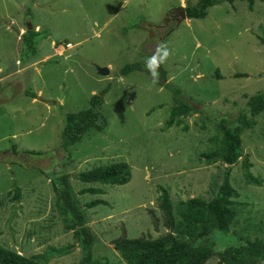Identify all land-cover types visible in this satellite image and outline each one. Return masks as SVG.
<instances>
[{
    "label": "rangeland",
    "instance_id": "1",
    "mask_svg": "<svg viewBox=\"0 0 264 264\" xmlns=\"http://www.w3.org/2000/svg\"><path fill=\"white\" fill-rule=\"evenodd\" d=\"M197 1L0 0V246L46 264H80L81 249L55 209L48 172L74 174L118 160L129 164L131 179L123 185L69 178L95 234V254L110 264H126L113 245L124 230L128 237L146 238L169 231L158 205L160 186L168 189L177 217L181 200L215 195L228 165L209 164L200 154L218 148L220 120L247 109L248 98L264 89V0H254L252 9L245 0L223 1L204 18L166 21L170 9ZM132 22L140 27L131 28ZM29 24L48 37L39 42L37 57L22 64L20 35ZM160 41L172 51L161 65L166 81L199 103L198 111L167 129L171 92L142 72L118 73L127 62L145 60ZM107 85L101 93L106 127L55 151L65 114L86 108ZM27 88L39 98L24 95ZM242 149L260 184L244 180L241 159L229 166L238 213L228 235L214 231L215 254L205 264H215L239 235L264 240V112L243 133ZM87 186L104 193L80 194ZM95 198L107 205L88 208Z\"/></svg>",
    "mask_w": 264,
    "mask_h": 264
},
{
    "label": "trees",
    "instance_id": "2",
    "mask_svg": "<svg viewBox=\"0 0 264 264\" xmlns=\"http://www.w3.org/2000/svg\"><path fill=\"white\" fill-rule=\"evenodd\" d=\"M234 0H198L189 3L185 10L190 18H204L207 9L215 4ZM247 1L249 9L253 8L254 0ZM26 15H28L26 13ZM131 28H139V24L132 22ZM264 32V31H263ZM48 37L46 30L26 29L20 35L22 52L20 63L25 64L37 57L39 42ZM264 44V38H261ZM144 59L125 63L120 69V75H128L132 72H142L150 75L144 64ZM242 76L247 77L246 73ZM166 70L160 67L159 85L168 89L173 101L169 106V114L163 129L174 124H179V118L192 111H198L199 104L192 98L183 95L180 87L166 81ZM110 85L101 92L95 93L89 99L86 108L67 112L61 133V140L55 151L66 150L69 146L79 142L91 129L103 130L107 125V117L103 113V95ZM24 95L37 99L39 95L28 88ZM48 101V100H46ZM264 112V89L256 92L248 98L247 109H240L231 118H222L219 122L222 128L220 137H214L218 142V148L203 151L200 158L207 163L222 161L228 168L222 175V181L217 192L210 200L200 197H190L181 200L174 213V205L166 187L160 186L158 205L162 212L165 226L169 231L157 238L128 237L124 233L113 240L116 251L126 264H205L215 254L216 238L214 231L226 236L230 231V224L237 216L236 201L238 192L230 182V165L241 159L244 180L249 184H260V180L250 171L252 166L242 149L243 133L254 127L256 117ZM15 152L16 146L12 145ZM33 152V151H28ZM40 153V152H36ZM52 188L55 194V209L61 216L64 228L72 231L73 238L81 249L80 264H110L104 256L95 254L96 237L88 224L85 212L72 191L69 178L74 176L84 183H101L110 185H123L131 179V169L126 161L118 160L92 166L74 174H57L48 172ZM15 197H20V188L15 186ZM80 194H103L102 188L87 186L79 190ZM97 205H107V201L95 198L86 203L88 208ZM156 222L155 218H153ZM67 247L62 251L65 252ZM264 261V240L260 237L250 238L248 234L239 235L238 243L229 245L218 254L215 264H260ZM0 264H46L37 256H25L8 248L0 246Z\"/></svg>",
    "mask_w": 264,
    "mask_h": 264
},
{
    "label": "clouds",
    "instance_id": "3",
    "mask_svg": "<svg viewBox=\"0 0 264 264\" xmlns=\"http://www.w3.org/2000/svg\"><path fill=\"white\" fill-rule=\"evenodd\" d=\"M172 51L166 41H160L156 44L155 50L152 54L146 57L144 64L147 68L153 83H157L160 77V67L169 60Z\"/></svg>",
    "mask_w": 264,
    "mask_h": 264
},
{
    "label": "water",
    "instance_id": "4",
    "mask_svg": "<svg viewBox=\"0 0 264 264\" xmlns=\"http://www.w3.org/2000/svg\"><path fill=\"white\" fill-rule=\"evenodd\" d=\"M173 9L175 10V13L179 15V18L177 19L178 23L187 17L186 10H185V7L183 5L175 6ZM27 27H28V29H31L30 24ZM98 72L101 74H106V73H108V68L107 67H98ZM189 198L190 197H188L187 199H189Z\"/></svg>",
    "mask_w": 264,
    "mask_h": 264
},
{
    "label": "flooded vegetation",
    "instance_id": "5",
    "mask_svg": "<svg viewBox=\"0 0 264 264\" xmlns=\"http://www.w3.org/2000/svg\"><path fill=\"white\" fill-rule=\"evenodd\" d=\"M179 18V15L175 13V10L172 8L167 13V20H175L177 22V19Z\"/></svg>",
    "mask_w": 264,
    "mask_h": 264
},
{
    "label": "built area",
    "instance_id": "6",
    "mask_svg": "<svg viewBox=\"0 0 264 264\" xmlns=\"http://www.w3.org/2000/svg\"><path fill=\"white\" fill-rule=\"evenodd\" d=\"M66 46H70V43H67Z\"/></svg>",
    "mask_w": 264,
    "mask_h": 264
}]
</instances>
